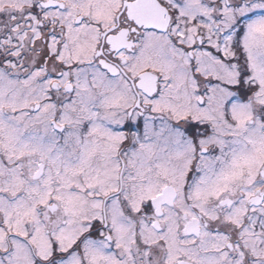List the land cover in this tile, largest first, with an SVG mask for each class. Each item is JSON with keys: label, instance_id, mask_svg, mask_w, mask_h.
<instances>
[{"label": "snow or ice", "instance_id": "6c2138e0", "mask_svg": "<svg viewBox=\"0 0 264 264\" xmlns=\"http://www.w3.org/2000/svg\"><path fill=\"white\" fill-rule=\"evenodd\" d=\"M0 264H264V0H0Z\"/></svg>", "mask_w": 264, "mask_h": 264}]
</instances>
